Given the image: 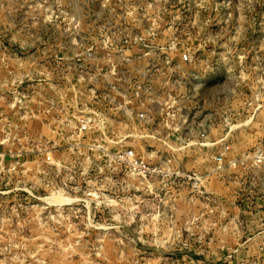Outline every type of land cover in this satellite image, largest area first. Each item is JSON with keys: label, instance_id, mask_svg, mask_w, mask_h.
I'll return each mask as SVG.
<instances>
[{"label": "rangeland", "instance_id": "rangeland-1", "mask_svg": "<svg viewBox=\"0 0 264 264\" xmlns=\"http://www.w3.org/2000/svg\"><path fill=\"white\" fill-rule=\"evenodd\" d=\"M122 54L150 119L64 139ZM0 264H264V0H0Z\"/></svg>", "mask_w": 264, "mask_h": 264}, {"label": "built area", "instance_id": "built-area-1", "mask_svg": "<svg viewBox=\"0 0 264 264\" xmlns=\"http://www.w3.org/2000/svg\"><path fill=\"white\" fill-rule=\"evenodd\" d=\"M109 42V41H107ZM125 42L129 40L125 39ZM121 67L119 63L111 64L109 70L103 75L104 80L108 76H114L115 81H107L105 83L104 90H99L97 87L98 75L91 74L89 70L85 67V70L77 73L80 80L83 78V73L87 74L89 78L88 85L78 87L75 84H71L68 87H64L70 93V100L76 103V117L77 121L75 126H73L72 132L70 134L63 133L58 130L59 135L64 139L70 138L72 136H81L83 133L89 132L93 129H97L102 124L105 123V118L101 113V106L113 104L115 108L120 112L121 115L129 117L134 120V117L139 121H148L150 119V113H152L150 108V102L154 99L155 86L150 79L152 75H155L158 70L157 66L149 68L145 67L143 70H137L135 72H130L126 69L125 63H128L131 58L122 54ZM90 57H94L93 53H89ZM129 73H131L129 75ZM140 75L142 78H140ZM127 83L131 87V93L128 95L123 85ZM57 89H59L57 87ZM73 95V96H72ZM128 96V98H127ZM130 97V98H129ZM125 100V103L122 101ZM158 104H160L158 102ZM54 107V106H52ZM72 147H80L78 142ZM46 161H52L51 151L47 152ZM116 158L124 162L132 175L144 178L152 179L158 177H171L175 178L179 176L177 171L167 170L160 164H152L146 160L143 156L138 155L133 148H125L117 153Z\"/></svg>", "mask_w": 264, "mask_h": 264}]
</instances>
